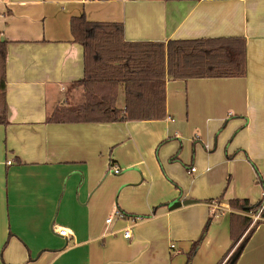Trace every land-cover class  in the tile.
Returning a JSON list of instances; mask_svg holds the SVG:
<instances>
[{"label": "crops", "instance_id": "0c3cea01", "mask_svg": "<svg viewBox=\"0 0 264 264\" xmlns=\"http://www.w3.org/2000/svg\"><path fill=\"white\" fill-rule=\"evenodd\" d=\"M82 15L122 23L130 42L243 37L247 73L167 77L162 119L48 123L56 106L84 101V47L71 29ZM2 40L0 264H185L208 221L191 264L229 257V199L257 203L264 177V0H0ZM177 200L196 201L170 208ZM236 263L264 264V222Z\"/></svg>", "mask_w": 264, "mask_h": 264}, {"label": "trees", "instance_id": "16d2710c", "mask_svg": "<svg viewBox=\"0 0 264 264\" xmlns=\"http://www.w3.org/2000/svg\"><path fill=\"white\" fill-rule=\"evenodd\" d=\"M71 29L75 41L84 47L85 74L75 83L83 88L84 101L56 106L47 118L48 123L162 119L167 116V77L241 78L247 73L243 37L130 42L125 39L122 23L95 22L85 15L73 17ZM6 47L7 42L0 41V125L3 126L9 123ZM120 91L125 96L123 109L117 106ZM229 204L234 210L230 224L232 253L219 264H237L246 242L264 222V198L256 204L248 199H232ZM262 206V219L254 220L252 215ZM210 222L202 237L193 243L185 264L192 263Z\"/></svg>", "mask_w": 264, "mask_h": 264}, {"label": "built area", "instance_id": "2783aa9c", "mask_svg": "<svg viewBox=\"0 0 264 264\" xmlns=\"http://www.w3.org/2000/svg\"><path fill=\"white\" fill-rule=\"evenodd\" d=\"M8 163L10 164L11 163V161H8ZM113 171L115 172V173H119L120 172V169L117 167V166H115L114 168H113ZM196 167L195 166H193V167H191V168H189L188 169V172L190 173V174H193V173H196ZM211 205H213V206H215V208H217V210L218 211H223V206L220 204V201H218V200H213L212 202H211ZM264 206V205H263ZM263 206H262V208H260L259 210H258V212L256 213V214H253L252 215V217H253V219L254 220H259V219H262V209H263ZM115 216L118 218V219H121V220H124V219H126L127 218V215H125L122 211H120V210H117L116 212H115ZM112 219H113V216H110L109 217V219H107V223H109V222H111L112 221ZM133 221H135V219L133 218ZM54 230L56 231V233H58V234H60V235H62V236H64V237H70L71 236V233L69 232V230L67 229V228H65V227H61V226H58L57 227V229H55V226H54ZM124 237L127 239V238H131V236H132V232H131V229L130 228H126L124 231ZM171 247L172 248H175V246L172 244L171 245Z\"/></svg>", "mask_w": 264, "mask_h": 264}, {"label": "rangeland", "instance_id": "374dc122", "mask_svg": "<svg viewBox=\"0 0 264 264\" xmlns=\"http://www.w3.org/2000/svg\"><path fill=\"white\" fill-rule=\"evenodd\" d=\"M223 128H225V125H223L222 126ZM224 130V129H223ZM232 143V140H227V145H228V148H230L231 147V144ZM254 165L255 166H257L256 165V163L254 162ZM186 170V169H185ZM255 173H256V170H255ZM258 173H259V176L257 175V173H256V179H255V181H256V184L259 186V188H260V194H261V199L258 201V202H261L262 201V199L264 198V189H263V184H264V177H262V175H260V172L258 171ZM229 176L227 177V183H226V185L224 186V188H223V190H222V192H221V194H220V196H217L216 198H220V199H225V195H224V193H225V191H226V189H227V185H228V182H229ZM262 191V192H261ZM229 201H230V199H229ZM257 202V203H258ZM254 204H256V202L254 203Z\"/></svg>", "mask_w": 264, "mask_h": 264}, {"label": "water", "instance_id": "95a60500", "mask_svg": "<svg viewBox=\"0 0 264 264\" xmlns=\"http://www.w3.org/2000/svg\"><path fill=\"white\" fill-rule=\"evenodd\" d=\"M192 203V201H180V200H177L175 202H173L171 205H170V208L172 209H177V207H180L182 206L183 204H190Z\"/></svg>", "mask_w": 264, "mask_h": 264}]
</instances>
